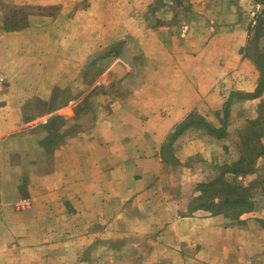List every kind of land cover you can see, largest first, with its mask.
<instances>
[{
	"label": "crops",
	"instance_id": "1",
	"mask_svg": "<svg viewBox=\"0 0 264 264\" xmlns=\"http://www.w3.org/2000/svg\"><path fill=\"white\" fill-rule=\"evenodd\" d=\"M13 1L39 6L46 13L41 14L44 21L38 22L35 39L31 37L32 28H24L20 33H2L0 29V78L4 82L30 84V77L34 76L28 67L29 56L35 61L48 57L59 69L58 75L53 73L52 85L62 87V82L77 78L73 72L86 65L92 51L104 47V33L110 25L106 19L98 18L96 7L100 6L101 15L110 0H97L80 12L78 0ZM185 1L191 19L189 26L158 21L148 27L143 20L147 9L154 19L162 9H169L166 21L177 16L172 17L169 7L174 0H165L163 5L161 0H117L118 21L110 30L116 28V34L146 43L143 52L148 72L125 100L115 98L108 112L97 118L87 132L69 142L60 153V161L67 167L62 164L52 175L40 177L50 182L53 189L47 193L50 197L38 198L35 203L37 210L52 211L47 222L42 214L22 224L12 216L9 205L0 202V264H264V233L228 232L230 222L221 216L201 217V211L188 217L177 216L179 204L164 194L166 185L170 191L171 186L188 185L200 174L184 164L190 157L221 159L222 152H217L215 145L228 146V136L216 139L188 130L173 138L174 131L193 114L220 129L230 95L254 93L259 78L243 51L264 5L254 0ZM51 14L52 18H47ZM62 17L64 20H60ZM76 28L87 30L84 56L82 60L75 56L73 61L60 60V51L77 49ZM69 29L72 31L68 38H60L59 34ZM118 64H113L114 70L105 82L122 80L129 73L128 65L123 63L124 67L117 70ZM34 78L44 81L37 75ZM28 84H22V100L33 96ZM38 91L41 92L35 96L44 100L51 95L50 89ZM10 93L12 90L0 97V102L11 98ZM247 103H264V89L254 100L231 101L226 110L230 117L227 135L231 128L238 131L243 125L233 123V107ZM21 126L18 107L4 108L0 104V138ZM165 146L171 148L173 163L181 169L174 176V172L168 171L170 164L163 161L168 152ZM237 159L234 157L233 161ZM153 204L170 209V217L160 222L145 213L143 221L137 220L140 210L148 212ZM66 212L75 218L68 219L75 223L74 227L68 223L73 232L58 233L60 226L67 223L59 224L64 218L57 216ZM133 214L138 217L135 219ZM250 214L240 217V221ZM222 222L225 228L220 227ZM46 223L50 226L48 231ZM140 226H147L148 232L136 233ZM159 229L164 232L157 233Z\"/></svg>",
	"mask_w": 264,
	"mask_h": 264
},
{
	"label": "rangeland",
	"instance_id": "2",
	"mask_svg": "<svg viewBox=\"0 0 264 264\" xmlns=\"http://www.w3.org/2000/svg\"><path fill=\"white\" fill-rule=\"evenodd\" d=\"M161 1L163 5L165 0ZM5 2L0 0L1 32L20 33L19 31L24 28H32L31 37L35 39L37 37L36 29H39L38 22L44 21L41 14L46 12L41 11L39 6L22 4L21 1L17 3L13 0ZM92 2L95 4L97 0H78V12L82 11L84 7H88ZM118 6L120 8V3L117 5V0H110L105 5L107 10L101 15L98 11V7L100 6L96 7L98 18L106 19L110 28L104 33L106 36V42L103 43L104 47L98 49L95 46L96 49L92 51V58L81 70H78L77 67L76 71L73 72L77 75V78L62 82V87L53 86V73L58 75L57 71L59 70L58 68H54L53 60L47 57L44 60L38 58L35 61V58L31 56H29L30 61L28 63V67L33 70V73H31L34 77L37 75L41 79H44V81L39 80L40 82H37L38 80L34 77H30V84L27 82L6 83L0 78V97H4L12 90V93H10L12 97L8 98V100L4 99L0 104L4 108L8 106L15 108L17 106L22 117V126L20 128L18 127L13 133L0 138V202L8 204V208L13 213L12 216L17 221H22V224L29 220L32 221V218L41 217L42 214L45 216L46 222L49 220L47 218L52 211L46 213L47 210L43 212L35 208L38 198L40 199L45 196V199H47L50 197L47 193L53 191L50 182H47V180L44 182L40 177L42 175H52L58 171L57 169L62 164L67 167L68 164L60 161L62 157L60 153L67 149L69 142L87 132L97 118L108 112L115 98L125 100L127 93L138 85L142 80V76L148 72L149 66L144 59L145 53L143 52L146 43L140 42L135 37L118 35L116 34V28H114L113 32L110 30L117 25ZM169 7H172V17L177 16L168 21L165 20V16L167 14L168 17V14H170L169 12L166 13L169 9H162L163 12L157 14L156 19L150 17L148 9L146 15L143 16L144 12L139 14L145 17L143 20L148 27L156 25L158 21L161 23H173L175 25L181 23L187 26L190 25L191 19L188 15L189 13L186 11L187 6L185 2L174 0ZM47 18H52V14L51 17ZM60 20H64V18L62 17ZM60 27L62 28L61 25ZM43 29L44 27H41V30ZM71 31L72 29H69L63 34H59L60 38H63V40L67 39ZM74 31L77 35V49L60 51L62 54L58 57L59 59L61 58L60 60H72L74 56L75 59L82 60L84 56V47L88 44L89 39L85 35L87 30L86 28H76ZM253 32V30H250L249 39L252 37ZM49 36L53 35L48 34ZM45 43L46 46L49 44V38L45 39ZM117 61L119 63L117 70L120 67H124L123 63H125L130 67L129 73L122 80L115 79L108 83L105 82L108 73L114 70L112 68L113 64ZM37 71H41L42 73H37ZM22 84H28L27 88L32 89V91L30 89L29 91L33 96L23 100L19 97ZM44 88L46 91L47 89L51 90V95L45 100L35 96L36 93L41 92L38 89L42 90ZM256 106L247 103L245 106L236 105L233 107L235 109V116H233L235 117V121L233 123H236V125L243 123V125L238 131L231 128V132H228L226 139L228 146L221 147L215 145L216 151L221 150L222 152L223 156L221 159L217 158L214 161H209L200 157H190L184 164L189 168L196 169V171L199 170L200 174L189 182L188 185L180 186L178 183L171 186L170 191L168 185H166L164 194L167 197L171 196L176 205L179 204L177 205V216L188 217L198 212L193 211L196 207L195 199L200 195L197 186L213 181L221 173L223 165H229L234 162V157H239L238 143L240 133L245 128L247 122L257 118ZM229 119H226L228 125L230 124ZM188 136V138L193 137L194 133ZM259 147L264 149V136L260 140ZM166 151L168 152L164 153L163 161L166 164H170L168 171L174 172L172 174L174 176L175 172L181 171V169L173 163L175 161L173 160L171 148H167ZM186 166L184 167L186 168ZM243 170L248 171L246 176L241 177L238 175L234 177L228 175L225 177V180L242 187H250L253 208L246 214H251L246 215L245 217L247 218L244 221H240V218L236 221L221 217L230 222L228 232L236 230L238 233L241 231L258 234L264 233V153L257 160L256 157H253L249 168L245 166ZM159 204H157V207L153 204L154 207L152 205L148 212L140 210L141 214H139V217L134 214L131 216H135V219L138 217L137 220L143 221L145 219L144 214L149 213L152 217L160 219V222L168 219L172 211L170 209L165 210L166 208L162 209ZM200 211L203 212V214H200L201 217H212L209 212ZM60 216L64 218V221H61L59 224L67 223V225H61L57 232H73L74 228H70L68 223L72 227H74L75 223L69 222L68 219L69 216L72 220L75 218L67 215V212L57 217ZM195 217L200 218L199 216ZM220 225V227H224L225 224L222 222ZM49 228L50 226H47L46 223V231ZM35 229L36 227L34 226ZM148 229L147 226H140L135 232H148ZM161 232L164 231L160 229L157 231V233ZM130 264H132V261Z\"/></svg>",
	"mask_w": 264,
	"mask_h": 264
},
{
	"label": "trees",
	"instance_id": "3",
	"mask_svg": "<svg viewBox=\"0 0 264 264\" xmlns=\"http://www.w3.org/2000/svg\"><path fill=\"white\" fill-rule=\"evenodd\" d=\"M264 5V0H254ZM185 2V0H179ZM178 4V3H177ZM253 27V35L250 37L247 47L244 49V56L253 63L259 78L257 88L252 94L232 93L228 103L224 107V122H221L220 129H214L197 115H190L173 133L171 137L175 138L188 130H196L205 133L207 136L223 139L227 136L226 119L227 108L232 100H254L264 89V11L257 16ZM264 136V103L257 107V118L247 122L245 128L240 133L239 139V157L237 161L223 165L221 173L208 183L199 184L197 190L200 195L195 199L196 207L193 211H207L212 216H223L230 220H238L242 215L249 213L253 208V202L250 196V187H242L235 183L225 180L228 175L246 176L248 171L243 170L252 162L263 156L264 149L259 147L260 140ZM170 137V140H171ZM169 148L164 147V150ZM258 149V150H257Z\"/></svg>",
	"mask_w": 264,
	"mask_h": 264
}]
</instances>
